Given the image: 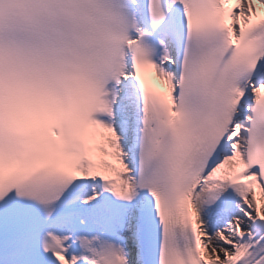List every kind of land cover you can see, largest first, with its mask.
<instances>
[{"label":"snow or ice","instance_id":"snow-or-ice-1","mask_svg":"<svg viewBox=\"0 0 264 264\" xmlns=\"http://www.w3.org/2000/svg\"><path fill=\"white\" fill-rule=\"evenodd\" d=\"M0 264H264V0H0Z\"/></svg>","mask_w":264,"mask_h":264}]
</instances>
